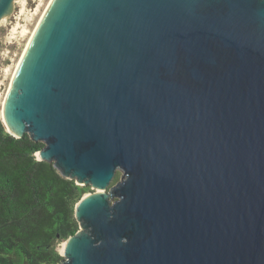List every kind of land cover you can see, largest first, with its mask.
<instances>
[{"label": "water", "instance_id": "water-1", "mask_svg": "<svg viewBox=\"0 0 264 264\" xmlns=\"http://www.w3.org/2000/svg\"><path fill=\"white\" fill-rule=\"evenodd\" d=\"M0 119L96 189L57 264H264V0H48Z\"/></svg>", "mask_w": 264, "mask_h": 264}, {"label": "trees", "instance_id": "trees-1", "mask_svg": "<svg viewBox=\"0 0 264 264\" xmlns=\"http://www.w3.org/2000/svg\"><path fill=\"white\" fill-rule=\"evenodd\" d=\"M42 146L0 119V264H57V245L78 230L74 209L89 185L38 159Z\"/></svg>", "mask_w": 264, "mask_h": 264}, {"label": "rangeland", "instance_id": "rangeland-1", "mask_svg": "<svg viewBox=\"0 0 264 264\" xmlns=\"http://www.w3.org/2000/svg\"><path fill=\"white\" fill-rule=\"evenodd\" d=\"M48 0H14L10 14L0 20V113L10 76L23 48L30 36L37 17ZM117 170L113 184L121 176ZM83 195L95 192L96 189L89 185ZM64 241L57 245L61 255Z\"/></svg>", "mask_w": 264, "mask_h": 264}, {"label": "bare ground", "instance_id": "bare-ground-1", "mask_svg": "<svg viewBox=\"0 0 264 264\" xmlns=\"http://www.w3.org/2000/svg\"><path fill=\"white\" fill-rule=\"evenodd\" d=\"M0 118H1V113H0Z\"/></svg>", "mask_w": 264, "mask_h": 264}]
</instances>
